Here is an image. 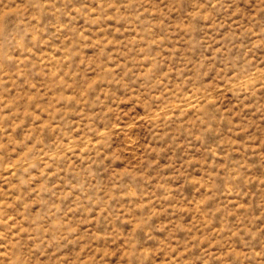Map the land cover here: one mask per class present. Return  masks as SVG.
Masks as SVG:
<instances>
[{"label":"rangeland","instance_id":"rangeland-1","mask_svg":"<svg viewBox=\"0 0 264 264\" xmlns=\"http://www.w3.org/2000/svg\"><path fill=\"white\" fill-rule=\"evenodd\" d=\"M0 264H264V0H0Z\"/></svg>","mask_w":264,"mask_h":264}]
</instances>
